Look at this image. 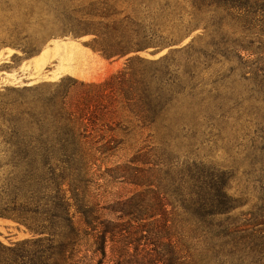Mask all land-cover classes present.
Wrapping results in <instances>:
<instances>
[{"label": "trees", "instance_id": "1", "mask_svg": "<svg viewBox=\"0 0 264 264\" xmlns=\"http://www.w3.org/2000/svg\"><path fill=\"white\" fill-rule=\"evenodd\" d=\"M188 1L197 13L211 15L221 41L213 45L212 55L200 54L193 45L177 52L185 49L190 59L191 54L202 55L207 62L197 59L183 70L175 60L163 63L136 56L125 71L105 82L83 84L74 106L65 102L66 94L61 104L35 101L0 111V143L12 154L9 163L0 166L12 176L0 180V219L31 235L11 245L0 241V264H264V138L256 149L260 158L250 164L242 159L243 164L235 161L221 169L204 163L183 168L176 158L179 139H189L187 118L197 111L225 119L229 144L238 151L234 157L242 155L240 80L254 81L251 95L264 108V0ZM234 12L243 17L247 35L225 49L222 28ZM202 21H165L171 35L157 47L177 45ZM123 23H91L75 34L93 35L94 50L106 60L147 49V39L126 41L129 30ZM141 32L140 27L135 33ZM227 50L239 66H231L209 89L198 64L208 67L214 56L224 57ZM242 53L256 59H245ZM135 62L148 64L143 85L136 81ZM128 76L130 110L143 124L141 129L156 133L148 137L156 141L158 134L159 140L99 176L98 162L113 158L121 144L100 121L99 101L120 90ZM105 176L142 190L106 201L97 181Z\"/></svg>", "mask_w": 264, "mask_h": 264}, {"label": "rangeland", "instance_id": "2", "mask_svg": "<svg viewBox=\"0 0 264 264\" xmlns=\"http://www.w3.org/2000/svg\"><path fill=\"white\" fill-rule=\"evenodd\" d=\"M231 14L222 28L225 49L227 46H237L247 35L243 30V17H238L235 12ZM190 18H201V27L171 48L160 50L157 47L162 43V38L171 35V31L164 28L165 21H187ZM114 20L124 21L122 27L129 30L126 41L138 44L147 39L149 47L123 58L106 60L94 50L93 35L75 34L91 23H112ZM210 20L211 15L197 13L188 0H0V111L14 110L21 104L35 101L39 105L51 101L61 104L66 94L68 98L65 102L74 106L83 95V84L105 82L125 71L129 59L136 56L163 63L166 58L167 61L175 60V64L181 65L183 70L187 65L191 67L194 60L198 59L201 64L207 62L202 55L194 57L191 54L190 59L184 53L187 46L193 45L197 52L201 51L200 54H215L212 47L221 39L214 33L215 28ZM140 27L141 34H136ZM183 48V52H177ZM227 51L224 57L214 56L209 68L198 64V71L204 82H208L209 89L211 83L229 74L231 66H239L235 54ZM242 57L256 59L248 58L245 53H242ZM147 65L135 62L136 81L142 85L145 74L148 76ZM203 68H207L206 71ZM250 78L252 76L249 74ZM254 85L252 80H240L237 85L243 100L239 152L242 155L234 157V151H238L229 144L225 119L214 113L207 118L206 112L197 111L194 118H187L189 127L185 134L189 133V139L182 136L177 146L176 158L183 168L204 163L221 169L233 165L235 161L243 164L242 159L245 164L258 161L260 154L256 149L261 147L260 142L264 138V108L251 95ZM131 88L132 79L128 76L120 90L105 94L99 101L100 121L108 124V134L121 142L119 152L113 158L98 162L95 171L99 176L131 160L138 151L146 152L159 140L158 134L156 141L149 138L150 135L156 137V133L151 129H141L143 124L132 114L126 95ZM7 150L0 143L1 167L12 159V154ZM140 166L145 167L141 163ZM11 177L8 168L0 170L1 181ZM103 178L97 181L106 201H115L121 196L129 198L142 190L134 185L116 182L109 176ZM232 187L236 189L237 184H232ZM249 208L247 206L244 210ZM30 237L23 227L0 219V241L4 244L11 245Z\"/></svg>", "mask_w": 264, "mask_h": 264}]
</instances>
